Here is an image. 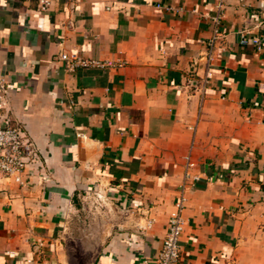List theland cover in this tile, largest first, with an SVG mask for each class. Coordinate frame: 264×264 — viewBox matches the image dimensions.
<instances>
[{
	"label": "crops",
	"instance_id": "0c3cea01",
	"mask_svg": "<svg viewBox=\"0 0 264 264\" xmlns=\"http://www.w3.org/2000/svg\"><path fill=\"white\" fill-rule=\"evenodd\" d=\"M0 78V264L152 261L180 193L178 264H264V0H0Z\"/></svg>",
	"mask_w": 264,
	"mask_h": 264
},
{
	"label": "built area",
	"instance_id": "2783aa9c",
	"mask_svg": "<svg viewBox=\"0 0 264 264\" xmlns=\"http://www.w3.org/2000/svg\"><path fill=\"white\" fill-rule=\"evenodd\" d=\"M33 1H35L37 9L45 11L61 0ZM215 39L216 34L212 37L211 42ZM61 58L66 61L69 69H73L76 66L104 68L110 65V63L106 62L82 60L65 54L61 55ZM209 58L210 52L208 60ZM8 89L9 87L4 79L0 78V111L5 109L7 104ZM37 159L38 157L31 140L18 125H9L8 120H6L5 124L0 126V175L13 178L14 181L20 183L21 175L25 168L37 162ZM184 204L185 199L183 194L180 193L174 205V210L169 216L167 232L159 252L152 261L145 259L142 264H178L180 259V237L183 231L182 212ZM149 225L150 222H148V226Z\"/></svg>",
	"mask_w": 264,
	"mask_h": 264
},
{
	"label": "rangeland",
	"instance_id": "374dc122",
	"mask_svg": "<svg viewBox=\"0 0 264 264\" xmlns=\"http://www.w3.org/2000/svg\"><path fill=\"white\" fill-rule=\"evenodd\" d=\"M85 206L87 207V205ZM94 206L100 208L98 204H94ZM98 211L99 210H95L96 215H99L100 212ZM81 213L83 214L80 215V217L77 219L76 223L73 224V226L78 227V228H89L92 225L93 221L88 220L89 219L88 209L82 210ZM95 224H97L96 221H95Z\"/></svg>",
	"mask_w": 264,
	"mask_h": 264
}]
</instances>
